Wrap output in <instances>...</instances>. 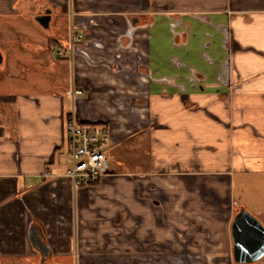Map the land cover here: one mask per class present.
I'll list each match as a JSON object with an SVG mask.
<instances>
[{
  "label": "crops",
  "instance_id": "obj_1",
  "mask_svg": "<svg viewBox=\"0 0 264 264\" xmlns=\"http://www.w3.org/2000/svg\"><path fill=\"white\" fill-rule=\"evenodd\" d=\"M0 52L1 264L39 261L32 228L55 264H235L237 191L264 179V0H0ZM72 86L110 137L76 192Z\"/></svg>",
  "mask_w": 264,
  "mask_h": 264
},
{
  "label": "built area",
  "instance_id": "obj_2",
  "mask_svg": "<svg viewBox=\"0 0 264 264\" xmlns=\"http://www.w3.org/2000/svg\"><path fill=\"white\" fill-rule=\"evenodd\" d=\"M81 39L82 36L75 35L73 30L70 32L71 54ZM65 94L73 102L72 110L66 115L63 125L65 145L71 162L65 177L72 182L76 192L83 187L94 186L106 174L109 167L106 149L110 137L101 125L78 121L75 105L76 99L84 95L83 89L72 86Z\"/></svg>",
  "mask_w": 264,
  "mask_h": 264
},
{
  "label": "water",
  "instance_id": "obj_3",
  "mask_svg": "<svg viewBox=\"0 0 264 264\" xmlns=\"http://www.w3.org/2000/svg\"><path fill=\"white\" fill-rule=\"evenodd\" d=\"M35 21L44 29H49L51 12L46 11ZM3 58L0 52V64ZM32 244L40 257V264H55L51 262L52 252L48 248L41 229L38 233L31 230ZM231 237L233 241V262L235 264H255L264 258V225L249 211L241 207L231 223Z\"/></svg>",
  "mask_w": 264,
  "mask_h": 264
},
{
  "label": "rangeland",
  "instance_id": "obj_4",
  "mask_svg": "<svg viewBox=\"0 0 264 264\" xmlns=\"http://www.w3.org/2000/svg\"><path fill=\"white\" fill-rule=\"evenodd\" d=\"M63 32V31H62ZM61 32V33H62ZM68 42H70V33L67 34ZM107 151V149H106ZM248 188L243 192L240 193V189L237 191L238 198L241 201H244L242 198L244 197V193L247 196L245 202L247 203V209L255 215L259 221L264 225V179H258L254 181V184H250L247 186ZM2 261H0L1 264ZM7 264H33L31 259H13L12 261H5ZM5 264V263H3ZM38 264V262H36ZM75 264V262L71 263Z\"/></svg>",
  "mask_w": 264,
  "mask_h": 264
},
{
  "label": "flooded vegetation",
  "instance_id": "obj_5",
  "mask_svg": "<svg viewBox=\"0 0 264 264\" xmlns=\"http://www.w3.org/2000/svg\"><path fill=\"white\" fill-rule=\"evenodd\" d=\"M45 14V12L39 16H43ZM38 17V16H37ZM38 264H40V257H39V261H38Z\"/></svg>",
  "mask_w": 264,
  "mask_h": 264
}]
</instances>
